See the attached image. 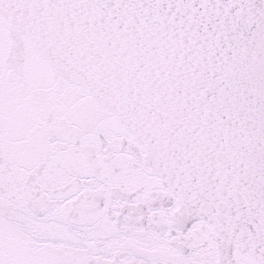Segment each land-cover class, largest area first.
I'll return each instance as SVG.
<instances>
[{
  "label": "snow or ice",
  "instance_id": "1",
  "mask_svg": "<svg viewBox=\"0 0 264 264\" xmlns=\"http://www.w3.org/2000/svg\"><path fill=\"white\" fill-rule=\"evenodd\" d=\"M0 264H264V0H0Z\"/></svg>",
  "mask_w": 264,
  "mask_h": 264
}]
</instances>
